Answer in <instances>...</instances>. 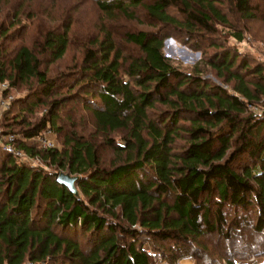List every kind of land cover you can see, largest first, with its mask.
<instances>
[{
    "label": "trees",
    "instance_id": "trees-1",
    "mask_svg": "<svg viewBox=\"0 0 264 264\" xmlns=\"http://www.w3.org/2000/svg\"><path fill=\"white\" fill-rule=\"evenodd\" d=\"M97 2L132 20L141 7L158 28L125 32L136 54L101 30L83 44L80 62L56 71L69 53V24L9 56L0 47V83L8 85L0 99L28 86L0 126L50 166L20 162L0 146V264H175L191 256L238 264L246 257L230 250L202 256V238L231 239L240 210L255 212L254 229L264 232V109H251L264 98V62L218 37L223 25L243 40L230 15L255 20V0ZM169 36L202 48V61L181 67L164 52ZM203 66L230 89L204 77ZM118 125L122 143L111 133ZM47 129L58 148L40 146ZM60 170L80 176V196L56 180Z\"/></svg>",
    "mask_w": 264,
    "mask_h": 264
},
{
    "label": "rangeland",
    "instance_id": "rangeland-1",
    "mask_svg": "<svg viewBox=\"0 0 264 264\" xmlns=\"http://www.w3.org/2000/svg\"><path fill=\"white\" fill-rule=\"evenodd\" d=\"M98 0H0V47L5 56H9L10 52L21 44L34 45L42 38V33L46 29L55 27H65L70 25L69 35L71 36V45L69 53L64 59L59 60L53 67L61 70L66 66L80 62L83 54V44L88 43L93 38L100 35L101 30L109 29L115 33L118 43L122 44L123 49L127 53L136 54L137 48L125 42V32L146 30L152 31L158 28L155 24H151L141 7H138L135 19H131L122 14L113 13L109 16L106 12L101 11L98 7ZM228 2V0H227ZM229 4L226 3V5ZM255 6L258 7V18L250 21H242L235 13L230 15L236 29L244 31L243 40L237 39L235 36L227 35L230 30L223 25H219L220 31L218 37L227 47L237 48L240 52L251 54L257 60L264 62V0H255ZM224 10H229L224 7ZM231 13V11H229ZM7 32L6 34H4ZM164 52L167 56L173 58L181 67H192L203 59V49H197L189 44L182 43L173 36H169L165 40ZM213 51V50H212ZM211 53V52H209ZM187 55H191L194 59L187 62ZM202 75L211 79L214 83H219L225 88L228 85L223 83L222 79L216 76L214 71H210L207 66H203ZM8 85L0 83V90L3 91ZM27 85L21 86L9 91V95L23 97L27 90ZM230 89V88H229ZM8 95V97H9ZM13 98V99H14ZM252 110L261 112L264 109V98L261 103L252 106ZM42 108L36 112V116L42 114ZM91 125L96 126V120L93 114L87 113ZM1 121V116H0ZM0 128H2L0 126ZM126 132L124 126L118 125L111 133L122 143L120 135ZM60 146V144H59ZM112 151L107 149L106 160L112 157ZM246 159L245 156L237 157L235 166L240 161ZM43 166L46 164H42ZM41 165V166H42ZM48 170L50 166H45ZM62 171V170H60ZM65 172V171H64ZM59 173V172H58ZM68 173V172H66ZM242 219L240 229L231 231V239L226 236L207 235L202 238V242L209 246L208 253L203 254L205 258L208 256L218 259L217 252L221 253L230 250V253L245 256L246 259L240 260L238 264H264V254L260 250V242H264V232H257L254 229L255 212L240 210L238 218ZM264 248V247H263ZM254 253V255H252ZM256 254V255H255ZM179 261V260H178ZM184 264H197L195 259L186 257ZM170 264L167 260L159 259L157 264ZM28 264H32L28 263ZM224 264V263H222Z\"/></svg>",
    "mask_w": 264,
    "mask_h": 264
},
{
    "label": "built area",
    "instance_id": "built-area-1",
    "mask_svg": "<svg viewBox=\"0 0 264 264\" xmlns=\"http://www.w3.org/2000/svg\"><path fill=\"white\" fill-rule=\"evenodd\" d=\"M186 60L187 62H190L191 60L193 61L194 59L192 58L191 55H187ZM13 98H14L13 95H9V97L0 99V116L4 111L9 109ZM18 138H19L18 134L13 132L4 133L3 129L0 128V146L2 149H4L7 153L10 154L12 153L16 157V159L20 162L23 163L28 162L35 166H41L43 163L41 162L40 158L31 156L29 153H26L23 149H20L16 146V141L18 140ZM38 140L42 148H58L56 134L51 129H47L43 131L42 135L38 138ZM175 264H184V263L183 261L179 260L175 262Z\"/></svg>",
    "mask_w": 264,
    "mask_h": 264
},
{
    "label": "water",
    "instance_id": "water-1",
    "mask_svg": "<svg viewBox=\"0 0 264 264\" xmlns=\"http://www.w3.org/2000/svg\"><path fill=\"white\" fill-rule=\"evenodd\" d=\"M79 177V175L74 176L70 173L60 171L59 173H57L56 180H58L59 183L66 185L74 195L80 196L78 187L76 185Z\"/></svg>",
    "mask_w": 264,
    "mask_h": 264
}]
</instances>
